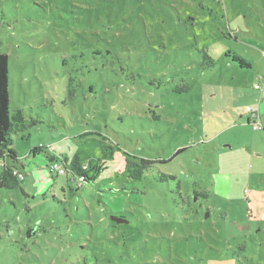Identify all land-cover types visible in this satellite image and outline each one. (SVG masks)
I'll return each mask as SVG.
<instances>
[{"label":"rangeland","instance_id":"rangeland-1","mask_svg":"<svg viewBox=\"0 0 264 264\" xmlns=\"http://www.w3.org/2000/svg\"><path fill=\"white\" fill-rule=\"evenodd\" d=\"M0 53L30 125L0 264H264V0H0Z\"/></svg>","mask_w":264,"mask_h":264},{"label":"trees","instance_id":"trees-1","mask_svg":"<svg viewBox=\"0 0 264 264\" xmlns=\"http://www.w3.org/2000/svg\"><path fill=\"white\" fill-rule=\"evenodd\" d=\"M232 59L233 61L238 62V64L241 67H245V68L249 67V64L236 54L232 56ZM254 85H253V89H254ZM254 90L260 91L261 93V96L259 98V103H260V101H262L263 99L262 89L260 90L254 89ZM9 103H10L9 58L7 54L0 53V167H2L0 171V187L1 188H14L17 186L18 181L24 179V175L22 174V172L18 171V169H16L13 166L10 167L8 163L6 164L5 160L7 161L9 160L13 163L19 161V158H21V156H19L18 152L13 148V138L12 137L16 133L24 132L27 129V127L30 126L25 122V119H24V116L21 110L19 109L11 110ZM256 106H259V104L257 103ZM260 118H261V115H260ZM35 122L36 120H34V123ZM104 149L105 148H103V150ZM183 150L184 148L178 149L175 152V155L182 152ZM39 151H41V148H38V149L32 148L30 149L29 153L31 155ZM110 156H111V153H110ZM152 163H153L152 160L143 159V158L140 159L139 163L126 161L128 173H130V177L134 179L140 178L143 172L147 170L148 167ZM70 165L74 173L76 172L80 177L82 176L85 179H87V181L91 179L86 175V170H88L87 164L81 163V161L78 159L77 156H75L70 161ZM23 166L24 165L21 163L22 168ZM64 166H66V164H64ZM130 166H133L134 169L132 170ZM21 175H22V179L20 178Z\"/></svg>","mask_w":264,"mask_h":264},{"label":"built area","instance_id":"built-area-1","mask_svg":"<svg viewBox=\"0 0 264 264\" xmlns=\"http://www.w3.org/2000/svg\"><path fill=\"white\" fill-rule=\"evenodd\" d=\"M254 89L260 90L259 85L255 84ZM243 113L247 117V123L252 125L253 130H264V124L262 123L260 118L259 106L246 107ZM49 169L52 173H56L57 175H63L68 172L67 167L64 166V164L58 163L57 161L51 162L49 165ZM20 178L22 179V175L20 176ZM84 181V177H79L80 183Z\"/></svg>","mask_w":264,"mask_h":264},{"label":"crops","instance_id":"crops-1","mask_svg":"<svg viewBox=\"0 0 264 264\" xmlns=\"http://www.w3.org/2000/svg\"><path fill=\"white\" fill-rule=\"evenodd\" d=\"M263 94H264V88H262V95H263ZM15 135L18 136V133H16ZM29 151H30V150H29ZM29 154H30V153H29ZM64 156H65V155L63 154V157H64ZM23 159H24V160H26V159L28 160L29 158H28V157H27V158H24V155H23ZM64 159H65V161H67V160H68L67 156H65Z\"/></svg>","mask_w":264,"mask_h":264},{"label":"water","instance_id":"water-1","mask_svg":"<svg viewBox=\"0 0 264 264\" xmlns=\"http://www.w3.org/2000/svg\"><path fill=\"white\" fill-rule=\"evenodd\" d=\"M112 219V221H114V222H116V223H121L122 221L120 220V219H118V218H111Z\"/></svg>","mask_w":264,"mask_h":264}]
</instances>
